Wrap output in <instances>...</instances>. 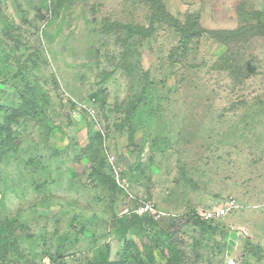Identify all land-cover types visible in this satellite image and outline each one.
Segmentation results:
<instances>
[{"label": "rangeland", "instance_id": "rangeland-1", "mask_svg": "<svg viewBox=\"0 0 264 264\" xmlns=\"http://www.w3.org/2000/svg\"><path fill=\"white\" fill-rule=\"evenodd\" d=\"M157 4L0 0V264H264V0Z\"/></svg>", "mask_w": 264, "mask_h": 264}, {"label": "built area", "instance_id": "built-area-1", "mask_svg": "<svg viewBox=\"0 0 264 264\" xmlns=\"http://www.w3.org/2000/svg\"><path fill=\"white\" fill-rule=\"evenodd\" d=\"M114 158H115V156L112 157V159H114ZM110 162L112 163L113 168L116 172L118 183L123 187V189H125L126 186H124L122 184H124L126 182L120 176L121 170H122V166H121L120 162L119 161L113 162L112 160H110ZM126 189H128V188H126ZM128 196H130L129 199H132V202H133V205L130 208H128L129 210L127 209V211H129L130 213L140 215V216H148V217L153 218L155 220L161 219L162 217L167 215L166 212L159 209L153 202H151L149 200L139 198V197L132 195V194H129ZM237 206H238V204H237L236 200L232 199V200L227 201L224 204L218 205V207H216V208H210V209H207V210L200 212L199 217L203 220H220V219L225 218L229 214H231ZM228 261H229V263H234L233 258H230Z\"/></svg>", "mask_w": 264, "mask_h": 264}, {"label": "trees", "instance_id": "trees-1", "mask_svg": "<svg viewBox=\"0 0 264 264\" xmlns=\"http://www.w3.org/2000/svg\"><path fill=\"white\" fill-rule=\"evenodd\" d=\"M152 1H154V9H155V11H157V9H159V12H157L158 13V16L156 18H154V20H160L162 18V15H163V12L160 9L161 8V5L160 4H157V3L160 2V0H152ZM252 27H254V29H259V28H262L263 27V24L253 25ZM129 30L133 32V28H130ZM189 36L191 37L192 34L189 35ZM0 130L1 131H8L9 130V127L8 126L7 127L0 126ZM96 135H98V134H96ZM2 145H4V142L0 144V148H2ZM124 214H127V213H124ZM129 214L134 215V217H146V218L148 217V216L136 215V214H133V213H130V212H129ZM194 215H196L199 220L201 219L199 217L198 213H194ZM196 216H195V218H196ZM147 219H152V221H154V219L153 218H150V217L147 218ZM148 255H149V259H150L151 263L154 264L155 263L154 252L153 251H150ZM177 257H178V254H174L173 258L170 260V264H175V261L177 260ZM114 264H120V263L116 262ZM141 264H145V262L142 261Z\"/></svg>", "mask_w": 264, "mask_h": 264}, {"label": "clouds", "instance_id": "clouds-1", "mask_svg": "<svg viewBox=\"0 0 264 264\" xmlns=\"http://www.w3.org/2000/svg\"><path fill=\"white\" fill-rule=\"evenodd\" d=\"M122 178V177H121ZM123 179V178H122ZM125 180V179H124ZM116 182H118V181H116ZM126 183H127V181H125ZM119 184V183H118ZM120 185V184H119ZM124 192V191H123ZM129 212V211H128Z\"/></svg>", "mask_w": 264, "mask_h": 264}, {"label": "crops", "instance_id": "crops-1", "mask_svg": "<svg viewBox=\"0 0 264 264\" xmlns=\"http://www.w3.org/2000/svg\"><path fill=\"white\" fill-rule=\"evenodd\" d=\"M124 214V213H123Z\"/></svg>", "mask_w": 264, "mask_h": 264}]
</instances>
